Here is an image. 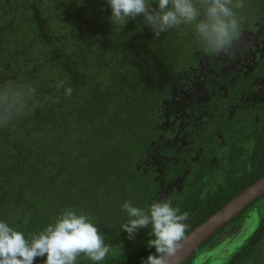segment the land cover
I'll use <instances>...</instances> for the list:
<instances>
[{"label": "trees", "instance_id": "1", "mask_svg": "<svg viewBox=\"0 0 264 264\" xmlns=\"http://www.w3.org/2000/svg\"><path fill=\"white\" fill-rule=\"evenodd\" d=\"M243 3L240 36L264 37V0ZM110 16L107 0H0V84L31 85L41 105L0 127V221L30 239L71 209L88 215L111 245L98 264H142L155 254L148 246L155 237L149 226L128 238L124 202L146 209L170 199L189 215L185 237L264 176V104L242 120L239 107L232 113L217 103L230 119L216 129L225 179L162 198L150 164L161 106L181 75L211 55L194 26L155 38L142 15L123 28ZM258 203L264 208V196L231 221L249 227L241 245L226 259L205 256L203 264H264ZM202 247L185 264H197ZM77 264L97 262L81 254Z\"/></svg>", "mask_w": 264, "mask_h": 264}, {"label": "clouds", "instance_id": "2", "mask_svg": "<svg viewBox=\"0 0 264 264\" xmlns=\"http://www.w3.org/2000/svg\"><path fill=\"white\" fill-rule=\"evenodd\" d=\"M107 3L112 24L123 28L128 19L142 15L155 38L172 28L194 26L197 38L210 55L227 54L233 49L241 29L238 10L244 7L243 0H155L156 7L153 0H107ZM62 86L61 81L58 87ZM34 93L31 85L0 84V127L41 106L35 102ZM65 94L71 96L72 89L67 88ZM122 208L129 217L122 225L129 239L149 226L155 237L148 241L155 254H149L142 264H171L184 238L188 213H180L170 199H154L146 209L125 201ZM110 251L111 245L105 243L91 218L71 209L30 239L0 221V264H34L37 257L45 255L44 264H77L81 254L98 264Z\"/></svg>", "mask_w": 264, "mask_h": 264}, {"label": "flooded vegetation", "instance_id": "3", "mask_svg": "<svg viewBox=\"0 0 264 264\" xmlns=\"http://www.w3.org/2000/svg\"><path fill=\"white\" fill-rule=\"evenodd\" d=\"M173 86L161 106L157 142L151 144L156 152L151 169L157 173L162 198H174L182 190L197 191L225 179L218 172L225 158L220 150L223 140L216 129L219 123L230 120L227 115L235 112L232 109L239 107L244 120L264 104V37L244 33L229 53L209 56L196 71L183 73ZM220 102L227 103L229 112L218 106ZM197 177L199 186L193 185ZM242 224L229 223L202 247L204 253L225 241V246L237 242L236 238L246 232Z\"/></svg>", "mask_w": 264, "mask_h": 264}, {"label": "water", "instance_id": "4", "mask_svg": "<svg viewBox=\"0 0 264 264\" xmlns=\"http://www.w3.org/2000/svg\"><path fill=\"white\" fill-rule=\"evenodd\" d=\"M263 195L264 176L188 233L181 241V246L178 248L171 264H185L210 238L218 234V232L225 228L234 218ZM246 226L247 223L242 224V227ZM220 236L223 235L221 234Z\"/></svg>", "mask_w": 264, "mask_h": 264}, {"label": "rangeland", "instance_id": "5", "mask_svg": "<svg viewBox=\"0 0 264 264\" xmlns=\"http://www.w3.org/2000/svg\"><path fill=\"white\" fill-rule=\"evenodd\" d=\"M250 15H253V14H250ZM252 16H250L249 18H251ZM223 164H221V165H219V168H220V170L218 171L219 173H221L222 174V168H223ZM205 186H207V184L205 185ZM204 190H207L208 189V187H204L203 188ZM167 198V197H166ZM257 206H258V208L259 209H262V210H264V208L263 207H261V206H263V203H258L257 204ZM248 229H249V227H248ZM247 228H244V231L246 230V231H250V230H248ZM252 233V232H251ZM248 236V235H247ZM244 237H245V234H242L241 235V237H237L236 238V241L237 242H235L234 244L232 243L230 246H225L224 245V243H226V241L224 242V243H222V245H220L221 247H218V248H215V247H212L211 249H207L205 252H207V253H209V254H207V253H204V254H201V256H200V258H199V261L197 262V264H203V258L206 256V257H209V256H211V258H210V260L211 259H214L215 257H216V255H218L217 257L219 258V259H222V258H224V259H226L227 257H228V252H230V251H233V249H234V247H236V246H238V245H241V243L243 242V240H245L244 239ZM217 249V250H216ZM205 257V258H206ZM207 260V259H206ZM197 261V260H196ZM195 261V262H196ZM217 262L216 261H214V262H212L211 264H216ZM221 263H223V262H221ZM220 263V264H221Z\"/></svg>", "mask_w": 264, "mask_h": 264}]
</instances>
